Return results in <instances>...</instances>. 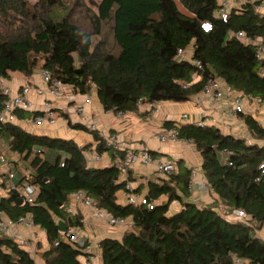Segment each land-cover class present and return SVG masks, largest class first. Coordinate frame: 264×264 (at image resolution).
I'll use <instances>...</instances> for the list:
<instances>
[{"label":"trees","instance_id":"16d2710c","mask_svg":"<svg viewBox=\"0 0 264 264\" xmlns=\"http://www.w3.org/2000/svg\"><path fill=\"white\" fill-rule=\"evenodd\" d=\"M259 4L243 0L223 21L217 0H97L86 17L89 28L83 29L73 18V7L60 13L56 0H40L33 11L22 0H0V19L6 26L0 34V78L32 75L40 64L51 78L71 86L73 94L93 90L102 108L115 114L135 113L148 102H185L202 95L217 79L240 94L242 109L235 114L253 138L264 140V125L243 107L246 101L264 111V57L256 58L257 45L230 35L242 31L264 40V13L255 11ZM8 10L22 15L18 26L5 19ZM203 22L211 23L210 30L202 29ZM178 49L186 51L188 59H178ZM208 97L220 100L212 95L204 99ZM5 99L0 88V113ZM13 114L15 119L0 121V163L5 165L0 170V219L16 223L31 216L44 232L36 241L40 249L35 248L44 264H85L89 255L94 259L92 243L83 232L79 207L84 206L77 203V211L67 210L78 191L97 209L126 222L120 225L126 230L119 239L98 241L101 264H231L233 256L247 264H264V234H257L264 230V145L222 133L214 125L197 124L199 120H164V130L174 129L178 140L190 142L200 154L212 202L197 205L189 199L193 167L181 158L168 159L173 169L165 174L137 183L131 167L124 170L122 162L129 151L140 149L122 147L114 138L120 144L115 148L97 129L68 119L69 128L89 133L94 140L80 145L30 128L31 117L43 114L40 111L17 108ZM92 149L108 155V163L90 166L87 155ZM141 149L155 159L156 152ZM128 182L137 187L126 189ZM18 184L35 188L32 203L19 202L20 195L10 188ZM120 191L143 196L146 202L121 201ZM174 201L181 207L171 212ZM234 210L243 211L244 219L236 218ZM68 227L79 229L83 244L66 238ZM28 243L23 246L0 232V264H35ZM86 247L89 252L83 251Z\"/></svg>","mask_w":264,"mask_h":264},{"label":"crops","instance_id":"0c3cea01","mask_svg":"<svg viewBox=\"0 0 264 264\" xmlns=\"http://www.w3.org/2000/svg\"><path fill=\"white\" fill-rule=\"evenodd\" d=\"M260 10L261 9H259V11ZM2 79L5 83L12 80L18 83H23L26 80H32L37 83L40 80V76L35 73L29 76H22L14 73L8 79ZM92 96H94V99L92 103L86 105V110L83 115L73 113V110L69 108V113H63L67 118L59 115L56 125L45 128H39L34 126L32 123H28V125H30V128L33 126V128L35 127L37 130H41L40 133H45L51 136L56 135L57 137L71 138L76 143L82 145L85 143L92 144L94 140L89 133L69 128L67 126V121L69 119L72 123H93L97 126V130L102 136L107 137L111 135L122 145V147L128 149L145 148L156 152L157 155L154 156L155 161L158 159L170 160L181 158L185 160L188 165L193 167L191 195L189 199L197 205L209 204L212 202L211 193H208V190H204L199 187L200 184L205 183V179L200 168L202 162L200 154L196 151L193 144L185 140L166 143L160 142L158 137L164 130V127L162 126V122L164 120L176 119L179 118L181 113H187L191 119L199 120L206 125H214L220 129L222 133L245 138L249 143L264 145V140H257L253 138L243 121L231 111V105L230 103H227L228 98H225L227 101L225 99L214 100L209 97L204 99V96L199 94L192 96L189 100L182 103L161 102L160 111L158 113H151L150 111L147 112L146 110L148 109L146 108V105L141 104L137 112L125 113L121 116H117V114L113 111H105L102 108L94 91ZM81 97L82 95H76V98L78 99ZM198 98H202V101L199 102ZM60 106L61 104L59 106L56 105L52 107L59 109ZM243 107L248 112L250 111L256 115L257 120L264 125V111L260 105H248L245 101ZM57 111V113L61 112L60 110ZM103 157L105 158L103 161L90 163V166L100 167L106 165L108 160H110V157L108 155H103ZM1 168L2 164L0 163V170ZM131 171L132 176L137 180V183L159 175L153 163L148 165L135 163L131 166ZM131 185L135 187L136 182H132ZM118 197L121 201L125 199V192H118ZM161 200H166V198L162 197ZM75 207V210L77 211L79 206L76 205ZM180 207L181 204L174 201L170 204V211L175 212L179 210ZM79 210L83 214V232L92 243V249L95 253L93 262L95 264H101L100 249H98L97 246L98 241L103 237H113L119 239L122 232L126 229L120 226L112 228L107 226L103 221L90 217L89 209L86 207H79ZM13 232L26 239H35L36 241L42 239V235H44V232L40 228L29 230L22 227H15ZM33 233L37 236L39 235V238H37V236L35 237ZM44 247L46 248L47 246L43 245V249H45ZM34 262L35 264H44L43 259L39 255H36Z\"/></svg>","mask_w":264,"mask_h":264},{"label":"built area","instance_id":"2783aa9c","mask_svg":"<svg viewBox=\"0 0 264 264\" xmlns=\"http://www.w3.org/2000/svg\"><path fill=\"white\" fill-rule=\"evenodd\" d=\"M218 1V11L217 15L221 17L223 21H226L227 15L231 8L233 7H239L241 3H243V0H217ZM253 1V0H252ZM259 9H261L259 11ZM256 12H263L264 13V0H260V4L256 6L255 8ZM201 27L204 31H208L211 28L210 22H203L201 24ZM230 35H233L237 39L243 41L245 44H253L257 45V53L256 58H263L264 57V40L262 37H248L245 35L242 31H237L236 33H230ZM187 52L178 49L177 51V58L178 59H188L187 58ZM195 64L198 67H201L200 63L198 61L195 62ZM41 76L40 80L36 83L32 80L24 81L23 83H18L14 80L10 82H3V79L0 78V88L2 92L5 94L6 99L3 103V109L0 113V121L6 122L8 120L15 119L13 111L15 109H22L26 111H40L43 114L41 115H34L31 117L30 121L34 126H37L39 128H45L48 126L56 125L57 119H59V113L52 107L51 103L61 101L63 104L60 106L61 113H69V108L72 109L73 113H76L78 115H83L86 110V105L90 104L91 102V94L82 95L80 99L76 98V94H73L72 87L69 85H66L62 83L58 79L51 78L50 74L46 70H41ZM201 95V94H200ZM212 95L215 99H221L222 97H228L231 105V111L233 113L239 112L242 109V102L240 98V94L234 93L230 91L228 88L223 87L221 81L214 80L209 85L205 87L203 90L202 96ZM198 101L201 102L202 98H198ZM147 109L151 113H158L160 111V104L156 102H148L146 104ZM122 114L120 112L117 113V116H121ZM178 119H181L183 121L193 122L194 120L191 119V117L187 113H181ZM197 124H201V121H196ZM88 126L89 129L95 130L97 129V126L93 123H87L85 124ZM35 128V127H34ZM107 140V144L111 145L115 148L120 147V144L111 136L105 137ZM158 140L162 143L166 142H176L178 141L176 131L174 129L164 130L158 137ZM140 150L137 151H129L127 155L123 159V169L126 170L128 167H131L135 163H142V164H154L155 169L165 174L166 172L173 169V164L171 162H168L165 159L160 160H154L152 159L148 154H145ZM88 161L89 163H97L103 161L105 158L103 155L97 153L94 151V149L90 150L88 153ZM4 166L1 168V172L4 169ZM8 176L11 178L13 177L12 172H8ZM126 178L125 173L122 174V179ZM192 183V180H191ZM8 186V184L6 183ZM199 187L203 188L204 190H207L206 183L200 184ZM11 189H14L18 192L20 195V199L22 202L32 203L35 198V188L28 185V184H18V185H10ZM3 189V180L0 177V191ZM126 189L131 190L132 186L128 182L126 185ZM190 190H191V184H190ZM126 194V200L129 203H145V199L143 196L134 194V193H127ZM77 203H82V205L89 209V215L90 217L98 220H103L110 226H120L126 224L124 219L121 218H115L110 215H107L106 213L102 212L101 210L97 209L94 204H92V201L85 195L84 192L78 191L71 195V199L68 203L67 210L72 211ZM153 203H149V208H152ZM234 214L236 215V218L243 220L244 219V213L241 210H234ZM15 227H22L25 229H36L32 223V219L30 215H27L26 217H21L17 220L16 223H14L11 220L1 218L0 219V232H4L7 234H10L14 236L18 242L24 246V244L29 241L27 244V250L30 253V255L33 257V259L36 258V251H35V239H26L23 238L16 233L13 232V229ZM65 234L66 238L76 242L77 244L81 245L83 244L82 236L80 235L79 229L75 227H68L65 228ZM35 240V241H32ZM90 247H86V249H83L85 252H89ZM89 259L84 261L85 264H95L93 262V257L91 255L88 256ZM231 264H247L244 259L233 256ZM260 264V263H259Z\"/></svg>","mask_w":264,"mask_h":264},{"label":"rangeland","instance_id":"374dc122","mask_svg":"<svg viewBox=\"0 0 264 264\" xmlns=\"http://www.w3.org/2000/svg\"><path fill=\"white\" fill-rule=\"evenodd\" d=\"M12 1H14L16 4H19V1L20 0H12ZM56 1H58V5L56 6V10L57 11H59L60 13H63V8L70 9L71 6H72L73 7L72 10H71V11H73L72 15H73V18L76 19L77 24L80 25V26H82L83 29L84 28L85 29L86 28H89V22H87L86 17H88V15L90 14V11L95 8L94 5H95V1H97V0H80L79 1V4H73V1L74 0H56ZM22 2L25 3L26 7L28 9H30V11H33L34 7L39 4L40 0H22ZM39 10L42 11V8L40 6H38V11ZM7 13H8V15H6L5 19L7 21L8 20H10V21L14 20L15 21V22H13L14 27L18 26L19 25V19H20L19 17L22 16V15H20V13L17 12L16 10H8ZM0 18L3 19L4 16L0 15ZM2 19H0V34L6 32V26H5L4 21ZM186 54L188 56V53H186ZM39 66H40V64L34 70L33 73H35L38 76H41V73L40 72H41L42 69H40ZM16 74H18V73H16ZM18 75H21V74H18ZM92 93H93V90L90 93L91 94V96H90L91 102L90 103H92V101L94 99V96H92ZM58 102H53V103H51V105L52 106H56V105L59 106L60 104L61 105L63 104L62 101L60 102V104H58ZM54 109L56 111L58 110V108H55V107H54ZM53 137H56V135H53ZM4 150L5 149H3V152H4L3 154H6V151H4ZM27 166L28 165L26 164L23 169H27ZM218 211L221 212V213H223L222 209H220V208L218 209ZM257 234L259 236H262L264 234V230L258 232ZM34 235H35V237L37 236L36 234H34ZM37 238H39V235L37 236ZM32 241H35V240H32ZM35 248L36 249H38V248L40 249V246L37 247V243H35Z\"/></svg>","mask_w":264,"mask_h":264},{"label":"water","instance_id":"95a60500","mask_svg":"<svg viewBox=\"0 0 264 264\" xmlns=\"http://www.w3.org/2000/svg\"><path fill=\"white\" fill-rule=\"evenodd\" d=\"M19 202H22V200H21L20 198H19ZM59 229H60L61 231L64 230V225H63L62 222H59Z\"/></svg>","mask_w":264,"mask_h":264}]
</instances>
